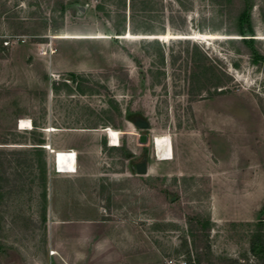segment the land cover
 I'll return each instance as SVG.
<instances>
[{"label": "rangeland", "instance_id": "1", "mask_svg": "<svg viewBox=\"0 0 264 264\" xmlns=\"http://www.w3.org/2000/svg\"><path fill=\"white\" fill-rule=\"evenodd\" d=\"M237 37L264 55V0H0V264H198L203 220L215 264H264V61ZM220 163L245 174L248 218L220 213L238 200L216 195Z\"/></svg>", "mask_w": 264, "mask_h": 264}, {"label": "crops", "instance_id": "2", "mask_svg": "<svg viewBox=\"0 0 264 264\" xmlns=\"http://www.w3.org/2000/svg\"><path fill=\"white\" fill-rule=\"evenodd\" d=\"M47 143H49L51 147L50 150H64V151L74 152L76 154V162H77V150L74 147L67 146V147H59L60 149H52L53 147L52 143L49 141H47ZM172 147H173V143H172ZM52 158H54V155H52ZM173 158H174V148H173ZM75 167L77 168V163ZM238 174L243 175L244 173L242 171L236 172L234 164L233 165L227 164L226 166H224L220 163L219 165H217L216 172H212V178L218 182H221L222 184H226V188H221L219 189V191H217L216 193L217 197H220V198L223 197L224 199H227V198L228 199L230 198L238 199V200H235L234 202L228 201L229 202L228 205L225 203V201L220 200L219 202L221 206L226 205L222 207V209H219L220 213L223 215H230L231 217L233 216L235 218L244 219V218H248L251 214L250 208L248 206L249 200H246V199L244 200V197L249 198L252 195L251 193H249V186L246 189L247 193H244L242 191L243 188L242 190H239L237 193H235L238 187V184H237L238 178H236L235 176H239ZM225 176H226V179H224ZM240 180L249 181L250 178L249 176H247V178H241ZM259 181L260 180L258 179V182ZM255 196H258V195H255Z\"/></svg>", "mask_w": 264, "mask_h": 264}, {"label": "bare ground", "instance_id": "3", "mask_svg": "<svg viewBox=\"0 0 264 264\" xmlns=\"http://www.w3.org/2000/svg\"><path fill=\"white\" fill-rule=\"evenodd\" d=\"M127 36H130L128 34ZM214 37V36H212ZM19 128H31L32 123L30 119L21 118L18 122ZM56 129L50 127L45 131H54ZM103 133L107 136L110 145H117L119 142V132L113 128L106 127L103 130ZM44 147L48 148L54 155V169L59 171V173L69 174L76 171V156L72 151L64 150H50L51 147L45 145ZM153 149L154 155L157 160H169L173 158V148L172 140L169 135H156L153 139Z\"/></svg>", "mask_w": 264, "mask_h": 264}, {"label": "trees", "instance_id": "4", "mask_svg": "<svg viewBox=\"0 0 264 264\" xmlns=\"http://www.w3.org/2000/svg\"><path fill=\"white\" fill-rule=\"evenodd\" d=\"M77 2V1H76ZM76 4V3H74ZM63 7V6H62ZM251 7V4L249 3L248 5L243 6L242 9H240L237 13V34L240 35H252L253 33V27L251 23V18H250V13H249V8ZM237 42L242 44V47L245 48L246 52H248L252 58V62L258 63L261 61H264V55L260 54L256 49L253 47V41H255V38L253 37H237L235 38ZM43 138L38 139L35 143L36 145H33L35 149H40L43 150L44 146L43 144ZM43 173L46 171V161H44L43 165ZM45 176V174H44ZM43 176V177H44ZM208 225H209V220H203L201 223L200 230L201 232L199 235L203 237L204 239V245L202 246V251L201 255L196 257V261L198 264L201 262H206L205 264H215L211 258V252H210V244L208 241ZM251 249L254 250V246H251ZM191 262V260H189Z\"/></svg>", "mask_w": 264, "mask_h": 264}, {"label": "water", "instance_id": "5", "mask_svg": "<svg viewBox=\"0 0 264 264\" xmlns=\"http://www.w3.org/2000/svg\"><path fill=\"white\" fill-rule=\"evenodd\" d=\"M75 6L77 7L78 10L84 11L85 10V5L81 3H76ZM134 125L140 128H147L149 125V121L145 118H142L140 116H137L133 120ZM148 140V137L146 134L142 133L140 134L139 141L140 142H146ZM136 172L137 173H146L147 172V165L146 161H140L136 163Z\"/></svg>", "mask_w": 264, "mask_h": 264}, {"label": "built area", "instance_id": "6", "mask_svg": "<svg viewBox=\"0 0 264 264\" xmlns=\"http://www.w3.org/2000/svg\"><path fill=\"white\" fill-rule=\"evenodd\" d=\"M75 156H76V154H75ZM54 167V166H53ZM57 169V167L55 168V170ZM56 172H59V171H56ZM167 263L168 264H174V259H172V258H169V259H167Z\"/></svg>", "mask_w": 264, "mask_h": 264}]
</instances>
